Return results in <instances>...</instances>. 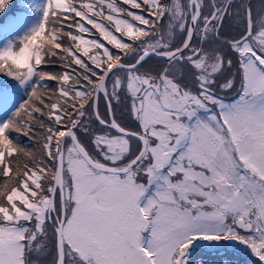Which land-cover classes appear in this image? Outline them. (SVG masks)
<instances>
[{
	"label": "snow or ice",
	"instance_id": "obj_1",
	"mask_svg": "<svg viewBox=\"0 0 264 264\" xmlns=\"http://www.w3.org/2000/svg\"><path fill=\"white\" fill-rule=\"evenodd\" d=\"M13 6L0 264H264V0Z\"/></svg>",
	"mask_w": 264,
	"mask_h": 264
},
{
	"label": "trees",
	"instance_id": "obj_2",
	"mask_svg": "<svg viewBox=\"0 0 264 264\" xmlns=\"http://www.w3.org/2000/svg\"><path fill=\"white\" fill-rule=\"evenodd\" d=\"M35 2L38 3L39 0H36ZM22 3H23V0H14V6H13V10L12 11L13 12H15L17 10H19V11H27L26 8L22 7ZM9 15H11V13H9ZM7 18H8L7 16H4L3 19L6 21ZM9 80H10V78H7V77H4L3 75H0V86L9 88L10 87ZM23 95H24V92L21 89V90H19L18 93L15 94V99L19 100L20 97H22ZM18 143H19V146H21V147L27 146V147L32 148L34 150V146L29 143V141H28V139L26 137H20ZM12 162L15 163V160L13 159ZM23 162H24L23 159H21V161H20L21 165L23 164ZM6 179L7 178H4V177L0 176V185H3Z\"/></svg>",
	"mask_w": 264,
	"mask_h": 264
},
{
	"label": "rangeland",
	"instance_id": "obj_3",
	"mask_svg": "<svg viewBox=\"0 0 264 264\" xmlns=\"http://www.w3.org/2000/svg\"><path fill=\"white\" fill-rule=\"evenodd\" d=\"M36 0H34V2H35ZM0 87H3V86H0ZM3 88H5V89H7V87H3Z\"/></svg>",
	"mask_w": 264,
	"mask_h": 264
}]
</instances>
